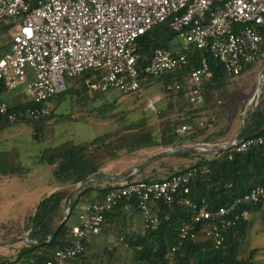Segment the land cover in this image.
Segmentation results:
<instances>
[{
    "label": "built area",
    "instance_id": "1",
    "mask_svg": "<svg viewBox=\"0 0 264 264\" xmlns=\"http://www.w3.org/2000/svg\"><path fill=\"white\" fill-rule=\"evenodd\" d=\"M167 20L182 46L176 51L155 49L151 61L140 68L136 41ZM3 21L12 29L9 49L0 56V88L11 91L25 84L34 105L10 111L0 97V123L47 120L52 109L44 103L67 90V77L88 70L96 74L88 91L91 97L110 91L129 95L141 91L152 78L191 66L195 49L208 51L234 80L264 58L260 32L264 0H0ZM209 76L205 61L187 74L188 100L194 108L205 103L201 89ZM173 88L178 91L181 84L175 82ZM194 124L202 127L204 121ZM194 124L181 122L176 132L186 133ZM255 148L264 149V136L244 138L231 148L217 146L228 152V160ZM209 174L208 165H195L161 181L112 185L102 198L84 206L70 225L69 245L46 264H88L86 240L99 235L106 215L121 206L141 214L144 233L157 230L160 206L192 211V220L180 227V243L171 248L167 264H177L182 245L200 236L212 239L216 248L222 246L228 231L249 220V208L264 204V187L212 210L205 199L189 197L191 182Z\"/></svg>",
    "mask_w": 264,
    "mask_h": 264
},
{
    "label": "trees",
    "instance_id": "2",
    "mask_svg": "<svg viewBox=\"0 0 264 264\" xmlns=\"http://www.w3.org/2000/svg\"><path fill=\"white\" fill-rule=\"evenodd\" d=\"M169 23L170 20H167L154 26L146 35L136 41L135 45L140 56V68L151 61L155 49L163 48L176 51L182 46L178 34L171 30ZM11 29L10 23L0 22V35L9 34ZM260 32L264 40V27L260 29ZM7 40L9 39L0 38V56L9 49L11 40L6 47L3 46ZM191 61V66L186 67L183 71L152 78L149 83L143 85L144 89L156 79L162 80L164 83L162 90L164 97L155 102V105H159V102H166L164 106L159 107L158 125L151 126L144 120L131 125L124 131L106 133L92 141L80 144L62 143L57 149H46L41 153L38 163L51 168L52 178L59 184L60 189L44 198L39 203L34 215L30 214L17 220L0 223L2 241L26 237L28 234L29 238L37 242L39 246L29 247L23 244L15 257L0 256V264H46L56 251L67 247L70 243L69 221L59 230L51 243H46L64 218L65 200L78 183L92 174L104 172L111 162L124 156H135L141 150L148 148L166 150L181 147L186 143L192 145L200 142L218 144L225 139L231 130V124L218 131H210L211 121L208 124L205 119H202L205 120L202 127L194 123L199 121L198 118H203L204 112L209 110L210 104L215 102L218 94L228 95L229 87L234 79L226 74L223 65L218 63L206 50L195 49ZM203 61L207 63L210 72V76L205 78L201 89L205 103L200 108H194L188 100L187 74L192 67L200 66ZM254 66H248L244 72L252 70ZM95 75L93 71L88 70L79 76L67 77V90L60 96L74 94L82 97L85 95L91 99L88 91L93 88ZM175 82L181 84V89L178 91L173 88ZM7 92L4 88H0V97L2 98ZM119 95L122 94L119 93ZM102 96L96 94V98ZM33 105L34 103L28 99L17 105H9V110L15 111ZM53 116L52 112L51 116L43 122L27 123L33 127V138L36 141L40 140L44 126ZM177 121L191 123L194 126L186 133H177ZM14 124L2 120L0 132ZM243 136L245 138L264 136V86L257 108L245 123ZM191 154L193 156L186 165H179L181 171L174 169L173 161L180 163L182 159L190 157ZM228 156V152L225 151L212 158L189 152L167 155L154 162L153 166L157 168L149 170L150 166L147 167L138 179H132L130 182L138 180L161 181L182 173L189 167L208 165L210 174L199 176L191 182L189 197L194 201L205 199L210 208L215 210L225 206L235 196L245 195L258 186L264 187L263 148H255L247 153H236L231 160H228ZM31 171L30 167L22 163L0 162V174L4 176H17L24 180ZM111 187L112 185L107 182H100L81 189L71 201L70 218L75 214L80 203L87 204L102 198ZM263 208L264 204H260L249 208V210L250 213H253L260 212ZM192 216V211L187 207L160 206V223L157 230L145 232L132 243L134 257L131 264H167L171 248L180 243V227L183 223L190 222ZM247 225L248 221L241 222L228 231L226 240L218 248L215 247L212 239L203 236H200L198 240L185 242L176 253L177 264H264L255 260L257 250H243ZM244 253L246 254L244 255Z\"/></svg>",
    "mask_w": 264,
    "mask_h": 264
},
{
    "label": "rangeland",
    "instance_id": "3",
    "mask_svg": "<svg viewBox=\"0 0 264 264\" xmlns=\"http://www.w3.org/2000/svg\"><path fill=\"white\" fill-rule=\"evenodd\" d=\"M4 23L7 22L3 21ZM10 36L11 33L0 35L1 39H9L3 43L4 47L11 40ZM263 66L264 59L255 64L252 70L244 72L240 78L234 81L229 87L228 95L218 94L215 102L210 104L209 110L204 112L203 118H198L199 121L206 120L208 124L211 121L210 131H218L228 124H231L235 132L238 131L240 118L256 91ZM163 88V81L156 79L141 92L129 95H119L117 91H110L102 97L96 98L94 95L91 99L85 95L80 97L74 94L55 96L44 103L54 109V116L44 126L39 141L33 138V127L27 123H16L0 132V162L22 163L30 167L32 171H47L50 176L51 168L38 163L41 153L46 149H57L62 143L67 142L72 144L89 142L106 133L124 131L131 125L144 120L151 126L158 125L159 107L164 106L166 102H159V105H155V102L164 97ZM3 98L8 105H15L30 99V96L26 85L22 84L18 88L8 91L3 95ZM181 122L184 121H177L176 124ZM137 155L124 156L120 160L108 164L104 172L126 177L131 173L132 167L141 162L144 157L143 154ZM138 177L134 179H138ZM32 180L34 178L29 177L23 183L18 180L5 182L3 193L14 190L19 192V187H32ZM3 195L6 196V193ZM9 210L12 216L18 212V209H13V207ZM8 219L9 217H0V222ZM263 222L264 208L259 214L254 213L251 216V228L248 234L250 242L259 238L264 239ZM243 250L245 251V246H243ZM2 254L12 256V248L0 249V255ZM118 261L121 264H130L133 259L123 256L119 257Z\"/></svg>",
    "mask_w": 264,
    "mask_h": 264
},
{
    "label": "crops",
    "instance_id": "4",
    "mask_svg": "<svg viewBox=\"0 0 264 264\" xmlns=\"http://www.w3.org/2000/svg\"><path fill=\"white\" fill-rule=\"evenodd\" d=\"M237 79H235L234 81H236ZM51 109L54 114V109L53 108ZM50 121L51 120H48L47 124ZM237 132L238 131L235 132L234 128L231 127L230 132L226 135L225 139L221 140L220 143L210 144L206 142H200L198 144L203 143V144H206L210 150H216L219 144L230 142L235 137ZM189 145H192V144L186 143L183 146H189ZM161 151L163 150L155 149V148H148V149L141 150L139 152V155L143 154L144 157L142 161L140 162V164L143 161H145L147 158ZM214 155H216L214 152H210V154H208L207 156L212 158ZM192 156L193 155L191 154L190 157L182 159L180 163L173 161L172 164L174 166V169L181 171L182 169H180L179 165L180 164L186 165L189 159L192 158ZM153 164L154 163L150 165L149 170L153 168H157L156 166H153ZM51 173L52 172L50 171V176H49V174H47V171H31L28 174V177L24 180L18 178L17 176L10 177V176H4L0 174V187H1L0 188V217H9L8 220L2 221L0 223L17 220L19 218L26 217L27 215H30V214L34 215L39 203L44 198L50 196L56 190L60 189L59 184H57L53 180ZM29 177L34 178V180H32V184H33L32 187H29V188L19 187L20 188L19 192H15L14 190L9 193L5 192L6 196L3 195L5 193H3L2 189H3V184L5 182H12L14 180H18L23 183L26 180H28ZM85 205L86 203H80L77 206L75 214L69 219V225L77 221V217L80 213L84 211ZM12 207L13 209H16V208L18 209L17 214H13V216L9 210ZM254 213L259 214V212L251 213L250 218L248 220V225H247L248 226L247 235H246V239H245L243 246H245V251L257 250V253L255 255V260L258 262L264 263V239L259 238L256 240H252V242H250L248 239L249 230L251 228V216ZM263 231H264V228H263ZM143 234H144V228H143L141 214L135 208H130L129 210H126L122 206L118 207L115 211H113L110 215L106 217L101 233L99 235L90 236L86 240L85 259L88 264H121L118 261V259L119 257H123V256L132 260L134 257V248H133L132 243L137 239V237L142 236ZM26 236L29 237L28 234H26ZM0 242H3L2 237L0 238ZM22 245L23 244H16V245L10 246V248H12V256L9 254L8 255L2 254L0 256L15 257L19 253ZM0 249H3V248H0Z\"/></svg>",
    "mask_w": 264,
    "mask_h": 264
},
{
    "label": "water",
    "instance_id": "5",
    "mask_svg": "<svg viewBox=\"0 0 264 264\" xmlns=\"http://www.w3.org/2000/svg\"><path fill=\"white\" fill-rule=\"evenodd\" d=\"M264 85V66L260 72L259 75V82L258 86L256 88V91L250 100V103L247 107V109L243 112L239 124V129L235 137L228 143L219 144L218 146L223 147L226 146L227 148L233 147L235 144H238L241 140H243L245 137L243 136L245 123L247 119L250 117V115L254 112V110L257 108L259 104V99L262 94V89ZM196 153L199 155H208L210 152H214L215 154L221 153V149L216 150H210L206 144H197V145H189V146H182V147H173L166 150H163L149 158H147L145 161H143L141 164L135 165L131 169V173L128 174L126 177H121L117 175H112L106 172H97L95 174L90 175L88 178L83 180L82 182L78 183L76 187L73 189V191L70 193V195L67 197L64 203V218L62 222L59 224L55 232L49 237V239L46 241V243H51L56 234L59 232V230L69 221L71 216V201L73 197L84 187L87 185L93 184V183H100V182H107L111 185H122L130 182L135 177L139 176L147 167H149L152 163L157 161L158 159L167 156L172 155L176 153ZM16 244H25L29 247H38L39 244L37 242L32 241L28 236L26 237H18L13 238L8 241L0 242V248H6L10 247Z\"/></svg>",
    "mask_w": 264,
    "mask_h": 264
}]
</instances>
